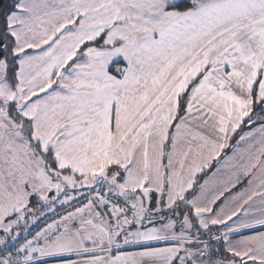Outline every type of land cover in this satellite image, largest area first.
Instances as JSON below:
<instances>
[{
    "label": "snow or ice",
    "instance_id": "1",
    "mask_svg": "<svg viewBox=\"0 0 264 264\" xmlns=\"http://www.w3.org/2000/svg\"><path fill=\"white\" fill-rule=\"evenodd\" d=\"M0 264H264V0H0Z\"/></svg>",
    "mask_w": 264,
    "mask_h": 264
}]
</instances>
